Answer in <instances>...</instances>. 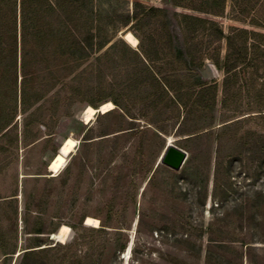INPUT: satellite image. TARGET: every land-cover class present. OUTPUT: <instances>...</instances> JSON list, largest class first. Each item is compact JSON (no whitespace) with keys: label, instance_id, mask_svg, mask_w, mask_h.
I'll return each instance as SVG.
<instances>
[{"label":"rangeland","instance_id":"rangeland-1","mask_svg":"<svg viewBox=\"0 0 264 264\" xmlns=\"http://www.w3.org/2000/svg\"><path fill=\"white\" fill-rule=\"evenodd\" d=\"M247 2L244 17L237 15L244 4L241 0H225L224 13L218 18L174 9L165 0H92L91 8L100 13L103 23L112 12L125 13L133 3H140L171 14L210 19L225 36L230 28L264 34V25H250L252 20H261L254 14L256 0ZM171 14L170 22L174 23ZM106 29L113 43L123 41L127 32L138 42L141 35L133 28L120 32L119 28L116 32L112 27ZM153 36L162 58L158 64L171 60L165 35L160 30ZM193 42L201 65L190 72L192 80L197 86H216L213 121L205 122L211 127L198 134H190L192 127L188 125L186 132L179 134L176 129L182 120L176 121L168 111L154 115L141 105L134 109V119L114 107L105 115L96 114L85 125L81 116L88 105H70V77L64 90L58 86L31 110L42 126L32 143L33 138L26 140L22 133L30 116L18 108L13 128L0 133V234H5L4 247L12 252L9 264L18 263L29 239L35 236L28 232L36 218L46 233L57 229L40 237L47 238L52 246L72 245L69 251L53 254L63 255L61 264H71L74 254L72 264H264V159L263 151H257L264 147V53L253 52L244 74L224 97V74L210 58L218 53L223 59L225 42L209 43L201 33ZM129 46L139 48L138 44ZM173 49L178 50V44ZM124 57L119 47L110 50L105 74L108 82L114 83L121 74L119 67L113 66ZM95 58L87 59L78 71L90 73ZM205 65L212 67L211 80H202L198 73ZM55 108L58 120L53 123L50 115ZM68 112L71 116L67 117ZM68 137L78 142L64 167L68 170L46 184L43 178L51 175L48 165ZM167 145L187 153L179 171L159 164ZM197 184L203 188L199 196ZM46 192L49 199L45 202L42 198ZM87 217L97 220L98 227L85 226ZM104 224L107 227L102 228Z\"/></svg>","mask_w":264,"mask_h":264},{"label":"trees","instance_id":"trees-1","mask_svg":"<svg viewBox=\"0 0 264 264\" xmlns=\"http://www.w3.org/2000/svg\"><path fill=\"white\" fill-rule=\"evenodd\" d=\"M199 1L165 0L174 9L189 10L212 18L222 17L225 0ZM241 1L244 4L238 8L237 15L244 17L249 2ZM261 1L264 0L254 3V14L261 19L250 22L255 28L264 25V2ZM91 3L92 0H0V133L13 128L20 108L23 114L30 116L23 124V138H33L31 143L34 142L42 126L31 110L58 86L64 90L65 80L70 77L68 90L71 106L86 104L98 109L111 102L124 116L134 119L133 111L141 105L151 109L154 115L168 111L176 121L182 120L176 129L179 134L186 132L185 125L192 127L190 134H198L211 127L208 123L213 121L216 86H197L191 78L190 72L201 65L197 62L199 51L193 39L201 33L209 43L225 42L223 59L218 53L210 58L224 74L221 90L224 97L231 93L240 75L244 74L253 52L260 50L264 53V34L259 32L230 28L225 36L222 28L210 19L171 14L140 3H133L131 10L125 13L112 12L103 23L99 18L100 13L93 12ZM170 14L174 23L170 22ZM154 26L157 29L154 30L155 34L151 32ZM108 27H112L114 32L118 28L117 32L133 28L140 33L138 50L130 48L124 40L113 43V36L107 34ZM160 30L165 35L172 57L163 64H158L162 58H159L158 40L153 36ZM176 31L178 34H175ZM175 44H178V50L173 49ZM115 47H119L125 57L113 66L119 67L118 73L121 74L111 83L106 80L105 74L109 70V52ZM94 55L95 63L91 65L90 73L86 70L79 72L80 66ZM66 116H71V113L68 112ZM50 119L53 123L58 120L56 108L52 110ZM206 120L209 121L207 124ZM153 123L149 120L150 125ZM154 127L158 128V125ZM259 150L263 151L261 157L264 159V147L259 146ZM67 170L64 168L62 171ZM58 177L59 174L43 179H46V184H51ZM195 186L196 195L199 196L203 188L198 184ZM46 193L42 198L45 202L49 199ZM204 201L203 196L201 207ZM25 211L29 213V204L25 206ZM36 220L28 232L35 236L29 239L26 251L21 254L17 264H53L56 261L61 264L63 255L54 257L53 254L69 251L72 245L52 246L51 241L40 236L54 234L57 229L46 233L39 219ZM82 221L83 218L79 221L80 225ZM105 225L102 228L107 227ZM0 243L5 257L3 264H9L11 257L8 256L12 252L4 247L5 234L2 232ZM124 249L125 245L120 248L121 251ZM74 257L75 254L70 259L71 264ZM93 263L82 261L78 264Z\"/></svg>","mask_w":264,"mask_h":264},{"label":"bare ground","instance_id":"bare-ground-1","mask_svg":"<svg viewBox=\"0 0 264 264\" xmlns=\"http://www.w3.org/2000/svg\"><path fill=\"white\" fill-rule=\"evenodd\" d=\"M124 41L131 46H136L138 44L137 39L129 32L124 34ZM114 109V105L111 102H107L101 105L98 109H93L92 107H85L84 112L81 116V122L85 125H88L95 118L96 114H106ZM169 143V142H168ZM78 142L71 137L66 138L62 144L59 146L57 152L50 164L48 165V171L51 174L50 176H57L65 167L68 158L72 155L76 149ZM98 221L87 217L85 219V226L96 228L98 227ZM129 249V248H128ZM129 252V251H128Z\"/></svg>","mask_w":264,"mask_h":264},{"label":"water","instance_id":"water-1","mask_svg":"<svg viewBox=\"0 0 264 264\" xmlns=\"http://www.w3.org/2000/svg\"><path fill=\"white\" fill-rule=\"evenodd\" d=\"M198 73L201 79L204 81L211 80L214 76L212 67L210 65H205L204 69L201 71L199 70ZM57 152H59V150ZM186 159L187 153L184 150L174 145H167L159 158V164L176 172L181 169Z\"/></svg>","mask_w":264,"mask_h":264}]
</instances>
